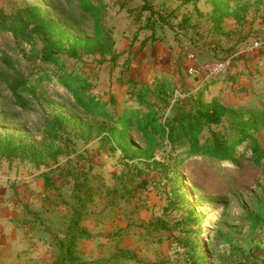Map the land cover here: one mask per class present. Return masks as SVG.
Listing matches in <instances>:
<instances>
[{
  "label": "rangeland",
  "instance_id": "rangeland-1",
  "mask_svg": "<svg viewBox=\"0 0 264 264\" xmlns=\"http://www.w3.org/2000/svg\"><path fill=\"white\" fill-rule=\"evenodd\" d=\"M100 2L102 22L115 40L116 61L100 62L99 55L63 59L90 78L97 97L113 98L112 112L137 107L130 80L153 85L156 76H167L173 84L165 114L176 97L197 95L204 102L217 97L246 118L251 116L248 107L259 106V97L263 105L264 0H228L234 15L222 19L212 15L207 0H147L157 12L151 17L149 10L140 11L144 0ZM32 4L51 14L45 0H0V9L11 13ZM52 16L71 35L93 36L92 19L73 28ZM30 53V44L0 33V57L13 64L0 62V136L10 132L37 139L50 111L81 117L70 94L46 80L38 86V99L23 110L15 106L10 90L15 69L29 76L41 65ZM223 58L233 66L221 77L204 79L188 72L190 65ZM252 119L249 132L264 150V119ZM226 126L225 120L212 125L203 137ZM130 134L134 147L143 146L138 131ZM85 174L93 180L90 199L76 185L87 180ZM261 179L249 142L234 161L222 163L189 157L184 148L170 145L151 159L128 160L100 137L77 139L45 163L0 158V197L17 205L15 221L49 244L52 264H264V224L251 228L247 220L256 210Z\"/></svg>",
  "mask_w": 264,
  "mask_h": 264
},
{
  "label": "trees",
  "instance_id": "trees-1",
  "mask_svg": "<svg viewBox=\"0 0 264 264\" xmlns=\"http://www.w3.org/2000/svg\"><path fill=\"white\" fill-rule=\"evenodd\" d=\"M50 13L42 11L39 4L25 5L8 13L0 9V33L11 34L18 42L31 46V58L39 59L40 67L29 76L17 69L10 90L14 104L23 110L40 97L38 86L43 81L61 85L71 96L81 117H74L61 111H50L44 115L42 134L29 139L14 133L0 136V158L40 164L55 160L77 139L90 140L100 137L112 152L120 151L123 158L151 159L163 146H178L185 149L187 156H198L216 163L232 162L242 144L250 143L252 162L262 170L263 184L256 210L247 216L251 228L264 224V150L257 138L249 131L254 121L264 119V102L260 106L248 107L250 117H245L235 107L217 97L204 102L201 95L175 98L171 111L165 114V107L173 97V84L167 76H156L154 84L136 83L130 80V96L137 107H128L121 112H112L113 98L104 100L93 93V82L85 74L68 66V59L80 60L83 56L99 55L102 61L115 62L118 54L112 30L102 22L100 0H45ZM183 3L196 0H180ZM212 5V15L217 19L234 15L228 0H207ZM155 10L144 0L140 11ZM52 15L64 19L73 28L86 20H93V36L71 35ZM163 19L162 16H160ZM166 21V20H162ZM167 23V21H166ZM153 38V32L150 36ZM41 44L39 48L38 44ZM39 44V45H40ZM65 60H64V59ZM0 62L13 67L6 57ZM21 117L19 112L13 113ZM12 115V114H11ZM227 122L224 130L211 131L203 137L205 129ZM132 131L140 133L143 146L134 147ZM156 162V161H155ZM76 182L90 199L94 193L92 178ZM78 177V176H77ZM81 176H79L80 178ZM77 179V178H76ZM75 179V181H76ZM235 182L231 181V185Z\"/></svg>",
  "mask_w": 264,
  "mask_h": 264
},
{
  "label": "crops",
  "instance_id": "crops-1",
  "mask_svg": "<svg viewBox=\"0 0 264 264\" xmlns=\"http://www.w3.org/2000/svg\"><path fill=\"white\" fill-rule=\"evenodd\" d=\"M16 204L0 197V264H52L49 244L41 234L16 220Z\"/></svg>",
  "mask_w": 264,
  "mask_h": 264
},
{
  "label": "built area",
  "instance_id": "built-area-1",
  "mask_svg": "<svg viewBox=\"0 0 264 264\" xmlns=\"http://www.w3.org/2000/svg\"><path fill=\"white\" fill-rule=\"evenodd\" d=\"M259 43L256 41L254 46H258ZM189 61L194 60V55L189 54ZM232 60L230 58H223L220 60H216L214 62L206 63V64H193L188 67V72L199 78L204 79H213L216 77H221L228 73V71L232 68Z\"/></svg>",
  "mask_w": 264,
  "mask_h": 264
}]
</instances>
